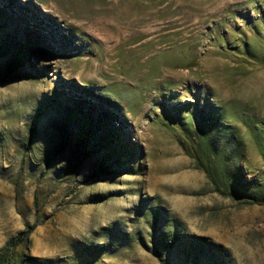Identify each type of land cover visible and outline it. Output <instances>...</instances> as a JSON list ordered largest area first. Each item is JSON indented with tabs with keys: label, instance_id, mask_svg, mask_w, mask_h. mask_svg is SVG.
<instances>
[{
	"label": "rangeland",
	"instance_id": "rangeland-1",
	"mask_svg": "<svg viewBox=\"0 0 264 264\" xmlns=\"http://www.w3.org/2000/svg\"><path fill=\"white\" fill-rule=\"evenodd\" d=\"M0 71L14 264H264V0H0Z\"/></svg>",
	"mask_w": 264,
	"mask_h": 264
},
{
	"label": "trees",
	"instance_id": "trees-1",
	"mask_svg": "<svg viewBox=\"0 0 264 264\" xmlns=\"http://www.w3.org/2000/svg\"><path fill=\"white\" fill-rule=\"evenodd\" d=\"M11 44L14 46L15 44H17L19 47L21 45V49H22V56L23 58L27 59L30 57V50L28 49V47L26 45L23 44H19L15 39H11ZM32 68V67H31ZM4 73V71H0V74ZM7 74L9 73V70H7L6 72ZM76 113L72 116V118H77L79 116H81L83 120L82 123H86L87 120H90L89 117L87 116V114L84 113H79L78 111H75ZM110 135H108V137H105L104 139H102V143H99L98 147H102V148H109L108 145H104L105 143L110 144L111 143V138H113V130L110 129ZM208 140V145H207V141ZM207 150L210 149L209 147L212 148V141L211 138L210 140L208 139V136L205 137V145ZM206 173L208 174V176L211 178V174L209 173L210 171L208 169H205ZM232 171H230L227 174V180L229 182V184L231 186H233L234 188L237 187L236 184V180H238V178L233 177L232 178ZM251 190V191H250ZM238 192L240 193V195H242V199L244 200H251L254 203H259V204H264V186L262 187H256V186H251V183L248 184H244L241 183V180L239 178V187H238ZM27 235L28 233H19L16 237L9 239L4 247L0 250V264H14V252L16 247H18L19 245H22L26 242L27 240Z\"/></svg>",
	"mask_w": 264,
	"mask_h": 264
}]
</instances>
